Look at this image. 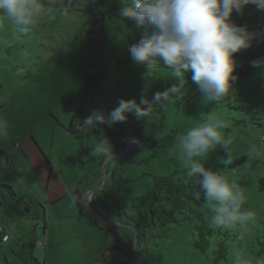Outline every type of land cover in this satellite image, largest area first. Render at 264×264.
<instances>
[{
    "label": "rangeland",
    "instance_id": "374dc122",
    "mask_svg": "<svg viewBox=\"0 0 264 264\" xmlns=\"http://www.w3.org/2000/svg\"><path fill=\"white\" fill-rule=\"evenodd\" d=\"M49 6L50 15L28 33L18 31L9 19L0 16V117L9 124L7 137L0 138V149L13 158L11 168L1 173L0 180L10 185L18 196L26 195L46 207L47 231L42 238L41 228L36 229L39 241L34 252L42 264H104V253L115 245L128 248L127 239L118 228L94 232L91 220L76 217L74 187L83 175L103 171L108 175L107 167L122 153L102 166L92 162L80 169L79 142L57 124L60 121L68 125L76 110L88 103L93 94L87 83L91 74L89 40L85 34L89 18L85 12L71 8L67 0H51ZM232 20L256 34L251 43L264 39V11L256 6L246 5L243 13H233ZM141 31L146 29L137 28L133 20L124 24L116 18L108 21L110 43L106 52L121 58L123 64L113 68L107 79L100 80V90L92 100V112L99 110L107 115L121 99L139 101L142 95L151 99L154 93L176 83L170 69L161 66L148 72L145 66L133 61L129 47L135 44V36ZM258 59L264 56L238 60L236 72L241 67L252 71L245 80L239 79L235 72L237 79L230 91L231 100L208 102L199 92L184 105L182 101L189 98L194 85L184 78L182 94L163 104L166 124L157 134L161 139L175 131L178 138L208 114H215L227 125L222 131L232 141L231 163L222 162L227 157L223 149L209 153L201 162L221 170L244 190L246 205L255 217L236 227L237 237L228 241L227 260L218 264H233L237 251L252 258L253 264H264V67L252 66V61ZM240 98L247 101L240 102ZM256 111L260 112L262 125L252 120ZM103 138H110L113 143L117 136L93 135L87 141L88 153ZM130 145L129 141L128 148ZM178 145L177 139L174 145L155 156L152 149L139 154L137 162L125 173L130 183L115 195L124 211L137 214L140 201L134 199L145 196L156 177L184 169L177 158ZM244 156L247 159L242 161ZM54 197L61 200L50 202ZM211 207L207 201L202 209L211 210ZM3 220L11 240L0 242V264L14 259L12 247L16 248L19 238L32 235L35 228L30 218ZM193 225L180 220L149 233L143 242L148 264H215L194 247L197 234ZM117 251L108 255L115 256Z\"/></svg>",
    "mask_w": 264,
    "mask_h": 264
},
{
    "label": "clouds",
    "instance_id": "9594fccd",
    "mask_svg": "<svg viewBox=\"0 0 264 264\" xmlns=\"http://www.w3.org/2000/svg\"><path fill=\"white\" fill-rule=\"evenodd\" d=\"M51 0H0V16L9 19L22 33L34 30L51 13ZM121 24L135 21L145 28L144 37L130 45L131 58L148 72L163 66L170 69L176 83L154 93L149 99H121L110 113L93 110L81 122V130L96 125L126 122L133 113L140 120L149 117L155 105H163L172 96L181 95L185 74L208 102L219 103L237 79L235 54L251 46L256 34L232 20L233 13H243L246 5L264 11V0H121ZM253 67H264V59L252 61ZM227 125L215 114L202 117L184 134L178 136L177 158L185 169V182L195 181L211 207L206 218L212 229H232L252 221L255 213L248 207L244 190L221 170L201 162L209 153L223 149L225 164L231 163V139L222 131ZM9 124L0 117V138L8 135ZM105 163L114 159L110 138L96 142L89 153ZM76 197L73 196V202ZM233 264H253L242 252L234 253Z\"/></svg>",
    "mask_w": 264,
    "mask_h": 264
},
{
    "label": "trees",
    "instance_id": "16d2710c",
    "mask_svg": "<svg viewBox=\"0 0 264 264\" xmlns=\"http://www.w3.org/2000/svg\"><path fill=\"white\" fill-rule=\"evenodd\" d=\"M67 3L76 11L85 12L89 18L86 22L85 34L89 40L88 64L91 74L87 76V83L89 91L93 90V94L88 103L82 104L76 110L68 125L61 124L60 121H57V124L79 142L77 161L80 169L86 163L98 162L101 166L105 163L102 159L92 157L88 153L87 141L93 135H116L117 139L112 143L114 155L122 153V156L116 158L112 165L107 167L108 175L104 185L103 171L102 174L83 175L74 187L75 204L80 216L90 218L98 231L118 228L127 239L128 248L112 246L104 253L102 261L104 264H148L143 248L147 235L159 226L178 223L180 220L194 224L197 235L193 245L200 253L215 264L226 261L230 248L228 241L237 237L234 231L240 225L230 230L212 229L208 226L206 218L211 214V210L202 209L207 200L197 182H185V169L156 177L153 187L146 195L134 199V201H140L137 214H129L121 208L120 201L115 195L126 189L130 183V180L125 177L129 167L137 162L139 154L146 149H152L153 156H155L161 150L174 145L177 140L176 132L172 131L161 139L157 138V134L163 131L166 124L163 105H155L150 116L144 119L138 120L133 113H129L126 122L96 125L87 130H81V122L92 114L91 104L94 95L100 90V80L107 79L113 68H118L123 64L121 58L114 56L112 52H106V47L110 43L108 21L115 18L120 20L119 11L123 5L121 0H67ZM144 34L145 32H138L134 39L135 43H138ZM261 56H264V39H259L251 43L250 47L241 49L235 54V59L238 62L239 59ZM240 63L244 61L241 60ZM251 71V68L241 67L236 74L239 79L245 80ZM190 75V73L185 74L184 78L191 80ZM199 92L194 84L189 91V98L181 101L186 105ZM226 100H231L230 92L223 99V101ZM239 101L246 102L247 99L240 98ZM252 120L262 125L259 111L254 113ZM129 141L131 145L128 148ZM12 159V154L0 149V176L5 169L11 168ZM246 159L247 156H244L242 161ZM262 188L264 189V180H262ZM90 191H94L93 198L87 202L85 195ZM4 218H9L11 221L30 218L35 224L32 235L19 238L16 248L12 247L14 259L6 260V264H42L35 257L34 252L39 241L36 229L38 226L41 228L42 237L47 231L46 207L42 203L34 202L26 195L18 196L10 185L0 180V220L2 223H4ZM114 251L118 254L108 255Z\"/></svg>",
    "mask_w": 264,
    "mask_h": 264
},
{
    "label": "built area",
    "instance_id": "2783aa9c",
    "mask_svg": "<svg viewBox=\"0 0 264 264\" xmlns=\"http://www.w3.org/2000/svg\"><path fill=\"white\" fill-rule=\"evenodd\" d=\"M93 198V194L92 192H88L85 195V201L89 202L90 200H92ZM0 240L1 243H8L11 240V236L9 231L6 229L4 223H2V221L0 220Z\"/></svg>",
    "mask_w": 264,
    "mask_h": 264
},
{
    "label": "crops",
    "instance_id": "0c3cea01",
    "mask_svg": "<svg viewBox=\"0 0 264 264\" xmlns=\"http://www.w3.org/2000/svg\"><path fill=\"white\" fill-rule=\"evenodd\" d=\"M21 148H23V146L21 145L20 146ZM10 169V168H9ZM7 183H9V182H7ZM9 184H11V183H9ZM61 200V198L60 197H54L50 202H52V203H56V202H59ZM76 205V204H75ZM76 209H77V206H76ZM76 217H78V218H84V219H89V220H91L90 218H87V217H82V216H80L79 214H78V210H77V213H76V215H75ZM92 221V220H91ZM92 223H93V221H92ZM93 225H94V223H93ZM94 227H95V225H94ZM98 230L96 229V227H95V230H94V232H97ZM44 237V236H43ZM42 237V238H43ZM39 244L40 245H42L43 244V241L41 240L40 242H39Z\"/></svg>",
    "mask_w": 264,
    "mask_h": 264
},
{
    "label": "water",
    "instance_id": "95a60500",
    "mask_svg": "<svg viewBox=\"0 0 264 264\" xmlns=\"http://www.w3.org/2000/svg\"><path fill=\"white\" fill-rule=\"evenodd\" d=\"M88 66H89V64H88ZM106 179H107V175H106V173L104 172V181H103V185H104ZM91 192H92V194H94V191H91ZM92 214H93V213H92ZM137 238H138V236L136 235V239H137Z\"/></svg>",
    "mask_w": 264,
    "mask_h": 264
}]
</instances>
